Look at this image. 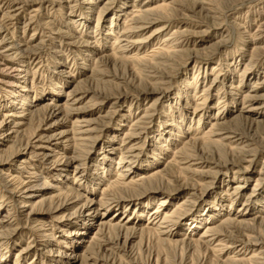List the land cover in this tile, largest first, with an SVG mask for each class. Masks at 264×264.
<instances>
[{"label": "rangeland", "instance_id": "374dc122", "mask_svg": "<svg viewBox=\"0 0 264 264\" xmlns=\"http://www.w3.org/2000/svg\"><path fill=\"white\" fill-rule=\"evenodd\" d=\"M162 4L152 23L134 20ZM122 31L135 43L112 48ZM0 42V264H85L91 244L103 248L90 264H264V0H0ZM165 45L178 56L164 73L151 63ZM45 105L60 113L45 120ZM36 129L66 133L45 160L24 149ZM159 184L169 188L148 190ZM109 218L150 232L95 234ZM206 227L225 236L199 238Z\"/></svg>", "mask_w": 264, "mask_h": 264}, {"label": "bare ground", "instance_id": "6f19581e", "mask_svg": "<svg viewBox=\"0 0 264 264\" xmlns=\"http://www.w3.org/2000/svg\"><path fill=\"white\" fill-rule=\"evenodd\" d=\"M166 5L165 4H162V5H160V6H157V7H154V8H150V9H148V10H140V11H138L137 13H136V15H135V18H134V20H140L141 19V21H143V22H146V23H152L153 21H152V18H150L149 17V15H151L152 14V12L155 10V11H157V10H160V9H164V7H165ZM168 13V12H167ZM163 29V28H162ZM128 36L126 35V31H122V33L121 34H119V37H118V35H116V36H114V41H117L116 43V46H113L112 48H124V47H126V46H128L129 44H134L135 43V41H133V42H131V41H128ZM4 39L5 38H2V40H1V42L2 41H4ZM167 40V39H166ZM0 42V43H1ZM123 42V44H120V43H122ZM127 42H129V44L127 43ZM11 43V47L10 48H12V47H15V54L14 55H16V54H23V52H27V48H25V49H23L22 47H21V45H16V44H12L13 43V41L12 42H10ZM9 43V44H10ZM126 44H128V45H126ZM166 46V45H165ZM40 48V47H39ZM14 49V48H13ZM172 50V47L170 46L169 47V45L168 46H166V47H162V48H160L159 50H157V52H155V53H158V57L156 58L157 59V61L156 62H152V61H150V62H152L151 63V65H152V67H159V68H161L162 70H163V72H164V69H167V68H169L168 67V65H170L168 62L170 61V60H173L175 57H176V55L177 54H175L176 52L175 51H171ZM122 50H124V49H122ZM31 50H29V52H30ZM18 52V53H17ZM32 52V51H31ZM34 52V51H33ZM117 53L118 52H121L120 50L119 51H116ZM28 53V52H27ZM116 53V54H117ZM115 54V56L114 57H117V58H119V59H123V60H129V61H135L136 59V57L134 58L133 56H131V55H122V56H124V57H122V56H120V57H118L117 55ZM25 55V54H24ZM153 55V54H152ZM178 56V55H177ZM180 56V55H179ZM152 57V56H151ZM149 58V57H148ZM165 73V72H164ZM163 74V73H162ZM160 76H161V74H159ZM164 75V74H163ZM166 75V74H165ZM149 76V75H148ZM153 76V75H152ZM156 76V75H155ZM158 76V75H157ZM159 76V77H160ZM150 77V76H149ZM153 79H156V83H159V84H161L160 83V81H158L157 82V80H158V78H154V77H152ZM151 79V78H150ZM164 78H162V80H163ZM160 80H161V78H160ZM163 82V81H162ZM19 86V85H18ZM68 96V95H67ZM98 97H105V96H103V94H99L98 95ZM80 99V98H79ZM77 101V100H76ZM76 101H72V102H70V104H74ZM52 105V104H51ZM51 105H45V108L47 109V115H46V118H45V120L46 119H48V118H51L54 114H56L58 111H57V107H54V106H51ZM60 108V107H59ZM68 108V107H67ZM70 110H71V108H69ZM33 112L35 111V110H32ZM57 111V112H56ZM56 112V113H55ZM58 113H60V112H58ZM27 114V113H26ZM28 115V114H27ZM26 115V116H27ZM22 116H23V114H22ZM9 117V116H8ZM24 118V117H23ZM26 119V118H25ZM23 121V120H22ZM40 122V121H39ZM85 122H87V121H84V124H87V123H85ZM2 123H4V118H2V121L0 122V125L2 124ZM16 123V122H15ZM21 123V122H20ZM25 123V122H24ZM17 124V123H16ZM21 125V124H20ZM46 125V127L45 128H43L42 129V131H45V132H49L50 133V131H52L53 129H54V127L56 126V121H54V122H47V124H45ZM218 125V124H217ZM216 124H215V126H217ZM220 125V124H219ZM218 125V126H219ZM2 126V125H1ZM22 126V125H21ZM83 126V125H82ZM87 126V125H86ZM89 126V125H88ZM12 127H14V126H12ZM20 127V126H19ZM40 127V126H39ZM38 127V128H39ZM79 127V126H78ZM81 127V126H80ZM84 127V126H83ZM82 127V128H83ZM214 127V126H213ZM87 128V130H88V127H86ZM77 129V128H76ZM210 129H212V128H210ZM210 129H208L207 130V132H209V130ZM215 129H220V128H217V127H215L214 128V130ZM38 129H36V134L33 136L32 135V137H31V141H30V139H28L29 141H27L26 143H25V145H24V149H26V150H28V151H30L29 152V154H32L33 153V149H35V150H39V158H42V159H44L45 160V158H49V155L50 154H48V153H44V151H43V148H45V147H47L46 146V144H48V146H49V143H52V144H57L58 142H60L65 136H66V133L65 132H58V133H52V134H50V135H45V134H42V133H38V131H37ZM80 130V129H79ZM213 130V129H212ZM13 131V130H12ZM89 131V130H88ZM72 132V131H71ZM81 132H87V131H81ZM226 133L228 132V131H225ZM214 133V132H213ZM76 134V133H75ZM82 134V133H81ZM216 133H214V135H215ZM73 135V134H72ZM31 136V135H30ZM134 135L133 134H130V136L129 137H133ZM209 135H207V136H204L203 135V137H204V139H209V140H212L211 138H209L208 137ZM213 136V135H212ZM71 138H72V136H71ZM225 138V140H226V138H228L227 136H225L224 137ZM67 139H69V138H67ZM76 139V138H75ZM218 139V138H217ZM33 140V141H32ZM229 140V139H228ZM243 140V139H242ZM221 141H222V139H221ZM65 142V141H64ZM63 142V143H64ZM68 142V141H67ZM215 142V141H214ZM218 142V141H217ZM218 143H221V142H218ZM236 143V142H235ZM240 143V142H239ZM210 144H211V142H210ZM212 144H213V142H212ZM51 145V144H50ZM63 145V144H62ZM218 145V144H217ZM221 145H223V144H221ZM54 146V145H53ZM66 146H68V145H66ZM49 150V149H48ZM51 150V149H50ZM241 150V149H240ZM243 150V149H242ZM129 151H131V150H129ZM26 152V151H25ZM242 152H244V151H242ZM242 152H240V154L242 153ZM246 152V151H245ZM236 153V152H235ZM239 153V152H238ZM238 153H236V154H238ZM245 154H247V153H245ZM249 154V153H248ZM247 154V155H248ZM35 156L37 155L38 156V154H34ZM243 154H241V156H242ZM36 156V157H37ZM243 156H245V155H243ZM125 157V156H124ZM239 157V156H238ZM32 158V157H31ZM33 158H34V156H33ZM120 158L121 157H119V160H120ZM192 158V157H191ZM236 159H237V157H235ZM240 158V157H239ZM244 158V157H243ZM27 159V158H26ZM40 160V161H43V160ZM76 159V158H75ZM233 159V158H232ZM25 160V159H24ZM29 160V159H28ZM70 160H71V157H70ZM70 160H67L66 161V163L67 162H69ZM238 160V159H237ZM30 161V160H29ZM61 161V160H60ZM232 161V160H231ZM234 161V160H233ZM239 161H241V159L239 160ZM51 161H49V163H50ZM57 162V161H56ZM55 162V163H56ZM63 162V161H62ZM126 162V161H125ZM228 162V161H227ZM227 162H225V164L227 163ZM236 162V161H235ZM238 162V161H237ZM242 162L244 163V162H247L245 159H242ZM45 163V162H44ZM229 163V162H228ZM234 163V162H233ZM60 164H63V163H60ZM69 164V163H68ZM117 164H120L119 162H117ZM235 164V163H234ZM238 163H236V165H237ZM56 165V164H55ZM216 165H217V163H216ZM221 165V164H220ZM222 165H224V164H222ZM59 166V165H58ZM64 166V165H63ZM118 166V165H117ZM126 167H128L127 165L126 166H124V168H121L120 170L122 171V172H124V171H129V170H127V168ZM21 168V167H20ZM19 168V169H20ZM78 167L77 166H75V168L74 169H77ZM62 169V168H61ZM119 171V170H118ZM121 171L118 173V175L119 176H122L121 178H124V181L122 182L124 185L123 186H125V187H122L123 189H125L126 191H127V189L129 190V188L128 187H132L131 185L132 184H134L136 181H130V180H128V181H125V177H124V175H123V173H121ZM159 171H154L152 174H150V175H148L147 177H142L141 179H140V183H145V182H150V181H152L153 179H155V177H157L158 175H159ZM36 176V175H35ZM34 176V177H35ZM129 176V175H128ZM37 178V177H36ZM33 181V180H32ZM31 181V182H32ZM37 181V180H36ZM30 183V182H29ZM29 185V184H28ZM190 185L191 184H189V186L187 185V184H181V185H178V186H175V187H173V190H176L177 189V191H179V190H186L188 187H190ZM24 186V185H23ZM22 186V187H23ZM120 186V185H119ZM25 187V186H24ZM236 187V188H235ZM234 188V190L233 191H237V189H239L240 187L239 186H235ZM133 188V187H132ZM164 188H169V187H165V186H163V185H156V187H149V189L148 190H153V191H161V190H164ZM120 189V188H119ZM110 190V189H109ZM108 190V191H109ZM133 190H135V189H132L131 191H133ZM38 191V189H37V187H36V184H33V185H31V186H29V187H27V188H25V189H23V191H21L22 193L21 194H23V198H32L33 196H34V194H35V192H37ZM105 191V190H104ZM106 192H107V190H106ZM78 194V193H77ZM19 195V194H18ZM20 196V195H19ZM128 197V196H127ZM50 198H52V197H50ZM49 197L46 199V197L44 198H42V196L40 197V199L38 200V201H36L37 202V204H40V207L42 206V205H45L46 204V202H48L47 203V205H46V209H47V212H51V213H53V212H55L56 210H57V208H59L58 207V205H56V206H54L53 205V203H52V200L54 199H50ZM87 199V198H86ZM104 200V199H103ZM100 201H102V200H100ZM99 201V202H100ZM104 202V201H103ZM34 203V202H33ZM86 203H91V200L88 202V200L87 201H85V204ZM101 203V202H100ZM105 203V202H104ZM61 204V203H60ZM62 204H63V202H62ZM65 204H66V202H65ZM84 204V205H85ZM102 204V203H101ZM103 205V204H102ZM24 207H26L27 205H23ZM32 208H34V207H32ZM35 210V209H34ZM158 209H155L154 211H152V213H151V216L152 215H154L155 214V216H158L157 214H159V212L160 211H157ZM40 211V210H39ZM31 212V211H30ZM29 212V213H30ZM32 213V212H31ZM34 213V212H33ZM35 214V213H34ZM102 214H104V213H102ZM240 216H243V214H241ZM153 218H156V217H153ZM255 219V218H254ZM109 220H112L111 218H109L108 220H106V221H103L102 219H99V221H98V223H97V230L95 231L96 233L95 234H98V233H104L105 235L107 234V232H109L108 230H115V232L118 234V237H116L114 240H120V239H123V242H128V241H130L131 239H133L136 235H137V233L138 232H143V231H146V232H150V230L149 229H147L146 227V229H142V230H139V231H135L134 232V230H133V232H131L130 231V229H124L123 227L125 226V223L124 224H118V223H112V222H110ZM163 220V219H162ZM3 221V220H2ZM152 221V220H151ZM164 221H165V219H164ZM249 221H253V219L252 218H249V220L247 219V221H245L244 219H242V220H236V219H234V218H228L227 219V221H225L224 222V224H226L228 227H230V228H234L235 230H239L240 228H242L243 226L246 228V229H244L245 231L247 230L248 231V227H252V224H249V223H247V222H249ZM251 223V222H250ZM253 223V222H252ZM255 223V222H254ZM147 224V223H146ZM149 228V227H148ZM207 228V227H206ZM40 230V229H39ZM152 230V229H151ZM154 230H156V229H154ZM251 230V229H250ZM153 231V230H152ZM151 231V232H152ZM242 231V230H241ZM137 232V233H136ZM227 232V231H226ZM228 232H230V231H228ZM234 232V231H233ZM239 232V231H238ZM207 234H210L209 236H210V240H216L217 241V238L218 237H220L221 235H224L225 233H222L221 231H220V229H218V227H213V228H207V230L206 231H203V233L201 234L200 233V236H199V238H205V236H207ZM229 234V233H228ZM231 234V233H230ZM229 234V235H230ZM242 234H240L239 236H241ZM225 236V235H224ZM226 236H227V234H226ZM228 237V236H227ZM232 237H234V236H232ZM242 239L240 238V240L238 239V241L239 242H241V243H245V244H247V243H250V244H252L253 246H255V245H257L258 243L256 242H251L250 240H249V238H250V236L249 235H242ZM110 238V237H109ZM109 238H107V242H109V243H112V241L109 239ZM231 238V237H230ZM239 238V237H238ZM236 239V238H235ZM114 240H113V242H114ZM197 240V239H196ZM219 240H222L223 241V239H219ZM233 240V239H232ZM244 240H247V242L246 241H244ZM204 241V240H203ZM201 242L202 244H204L205 242ZM228 241H231V239L230 240H228ZM250 241V242H249ZM224 242H227V241H224ZM232 242V241H231ZM231 242H230V244H231ZM262 242V241H261ZM116 243V242H115ZM229 243V242H228ZM236 243H238V242H236ZM183 244V243H182ZM185 244H187L186 246H188V247H190V249H189V251L190 250H194L195 251V248H197V247H200L201 246V244L199 243V241L198 242H195V241H193L192 240V242H186ZM206 244V243H205ZM218 244V243H217ZM230 244H228L229 246H227V245H225L224 244V247L225 248H230ZM249 245V244H248ZM206 246V245H205ZM222 246V245H221ZM232 246V245H231ZM246 246V245H245ZM260 247V246H259ZM96 248L97 249H101V248H103V247H101V245H94V244H91L90 245V247L88 248V250L87 251H89V255L88 256H83L82 257V259L83 258H88V259H90L91 258V255L92 254H94V252H95V250H96ZM242 248H245L244 246L242 247ZM27 249V248H26ZM29 249V248H28ZM221 250H222V248H220ZM224 249V248H223ZM215 250V249H214ZM218 250H219V248H218ZM217 250V251H218ZM239 250V249H238ZM241 250V249H240ZM257 250H259L258 248H257ZM264 250V249H263ZM125 251V250H124ZM216 251V250H215ZM253 251V250H252ZM240 252V251H239ZM260 252V251H259ZM258 252V253H259ZM243 253V252H242ZM255 254V253H254ZM257 255V254H256ZM237 256H240L239 254L237 255ZM259 257H260V255H258ZM98 257V256H97ZM97 257L95 258L96 260H97ZM243 257H245V256H243ZM253 258L255 257V256H252ZM94 258H92V259H94ZM251 258V257H250ZM252 258V259H253ZM85 259V264H90V263H88L87 262V260ZM235 259V258H234ZM234 259H232L233 261H234ZM241 259V258H240ZM100 260V259H99ZM229 260V259H228ZM231 259H230V261H232ZM236 260V259H235ZM242 260V262H243V259H241ZM241 260H239V261H241ZM246 260H248V259H246ZM101 262L102 261H104V263H106V264H113L112 262H108L107 260H105V259H102V260H100ZM249 261H251V260H249ZM93 262V261H92ZM99 262V261H98ZM256 262V261H255ZM245 263V262H244ZM248 263V262H247ZM94 264H96V263H94ZM249 264V263H248Z\"/></svg>", "mask_w": 264, "mask_h": 264}]
</instances>
